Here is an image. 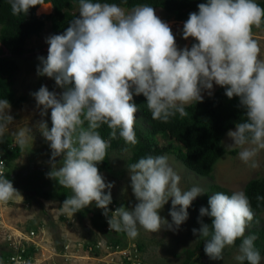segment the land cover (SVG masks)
<instances>
[{
    "label": "clouds",
    "instance_id": "9594fccd",
    "mask_svg": "<svg viewBox=\"0 0 264 264\" xmlns=\"http://www.w3.org/2000/svg\"><path fill=\"white\" fill-rule=\"evenodd\" d=\"M8 2L13 15H27L36 5L51 6L46 0ZM197 8L183 23V38L195 40L190 48L177 47L169 24L152 6L141 4L125 11L116 3L100 0H78L79 15L63 33L46 39L47 55L37 57V74L54 79L65 90L58 98L42 85L31 95L41 116L51 110V127L44 120L35 127L51 150L48 178L71 191L62 202L63 213L73 216L94 204L103 210L110 230L135 239L141 228L150 233L162 228L178 230L188 219L193 200L205 193L195 185L182 189L181 177L166 155H148L128 165L137 203L129 208L115 201L120 207L109 210L114 182H106L97 167L106 158L109 142L97 129L106 124L112 138L118 130L125 144L135 146L134 95L142 94L151 117L166 123L177 114L187 116L186 106L202 102V93L211 96L214 84L224 88L229 99L238 97L246 116L227 132L231 142L226 147L239 148L241 162L259 167L256 157L264 150V59L259 57L252 28L264 23V7L256 0H206ZM10 108V102L0 98V143L11 133L24 148L32 128L11 131L14 117ZM57 157L61 159L57 161ZM6 174L0 167V203L20 195ZM170 198L171 222L159 214ZM257 199L264 197L258 195ZM253 215L243 190L230 195L216 192L209 195L207 207L199 209V217L207 216L211 223L198 219L200 227L192 232L207 238L203 250L210 260H221L225 247L242 238L234 259L238 264H260L256 236H245Z\"/></svg>",
    "mask_w": 264,
    "mask_h": 264
},
{
    "label": "rangeland",
    "instance_id": "374dc122",
    "mask_svg": "<svg viewBox=\"0 0 264 264\" xmlns=\"http://www.w3.org/2000/svg\"><path fill=\"white\" fill-rule=\"evenodd\" d=\"M125 11L130 10L125 9ZM154 11L163 22L169 24L177 47L183 48L187 46L190 48L195 40L192 37L183 38V22L166 19V13L161 9H155ZM252 34L260 48L259 57L264 59V28L257 29ZM49 36L50 22H46L39 35L27 40L26 48L28 52L14 58L18 67L13 76L14 94L16 98L22 96L25 100L19 108H10V114L14 117L10 130L14 131L16 127L28 126L32 128L33 132L29 140L32 139L35 143L34 147H32L35 149L26 145L28 148L25 149L27 154L23 153L21 147L13 142L14 137L11 133L6 135L3 143H0V152H2L1 146L7 143L17 146L21 150L16 163H14V160L9 165L8 173L6 174L7 178L12 181L13 187L19 190L33 186L46 190L57 189L59 187L56 181L47 176V173L50 171L48 161L51 150L48 147V143L35 127L41 120L46 121L49 128L51 127V110H47V113L41 116L40 108L36 106V101L31 95L42 85L46 86L49 91H55L58 98L65 90V88L58 87L54 79L37 74V68L40 66V61L37 57H46L49 47L46 39ZM0 57H11L8 51L1 45ZM217 88L218 85L214 84L212 94ZM202 95L203 97H208L206 93H202ZM134 125L144 131L143 134L145 136H148L145 124L140 125L136 122ZM155 140L159 147H164L169 143V140L165 137L157 136ZM230 142V138L226 133L222 141V146L226 152L215 163L209 177L200 176L188 169L174 153L164 154L169 158V164L180 175V187L182 189L187 190L195 185L203 188L205 193L193 200L187 209L189 214L188 219L178 230L173 231L162 228L159 232L150 233L141 228L140 234L135 239L129 238L124 232L116 233L118 235L112 237L113 239L118 238L120 240L118 248L123 250L126 255L131 256L134 250H136L137 258L136 262H134L135 264H184L186 252L194 250L198 241V235H194L192 232L193 228L198 229L194 222L195 211L192 208V204L196 202L203 205V200L207 193L212 195L216 192H227L230 195L233 191H244L248 181L264 176V150H261L256 157L259 167L251 168L238 158L239 148L232 149L236 150L235 154H229V151L232 150H229L226 145ZM174 146H176V149L179 148L178 145L174 144ZM131 152L129 149L115 148L106 157L108 162L107 167H105L103 161L97 165L98 171L102 174L105 181L114 182L111 189L112 200L117 201L120 206L129 208L134 207L137 203L130 187L128 165H130ZM31 158L35 161L33 164H30ZM60 159L61 157L56 158L57 161ZM31 166L33 167L32 170H30ZM214 187H217L219 190L216 191ZM28 200L24 196L17 195L7 203H0V261L3 264H13L10 258L18 253V251L9 248L10 242L8 238L13 242L17 239L15 237L17 236L16 234L19 232L28 233L29 231H33L35 235L30 238L29 248L25 252L34 250H32V253L27 258L26 253L23 254L27 260L26 264H125L121 256L119 257V253H108L102 244L98 252L87 249V246L96 240L102 243L104 234L106 237L112 235L108 234L104 228V233L101 234L100 231L94 227L92 228L91 225L90 229H86L83 225V220H79L75 228L70 227L69 225L73 222L69 218L62 216L63 214H58L56 208H54L55 213L53 212V214L50 210L53 207L49 208L50 205H48L49 211H47L45 210L47 205L43 207L36 199L34 200L37 203L32 200H29L30 203H28ZM89 207L92 210H89L91 212L87 216V221H90V218L93 219L99 212V209L94 204H90ZM170 207L171 198L159 212L169 222H171L169 215ZM40 208L43 209L42 212ZM259 218L258 223H255L254 220L249 222L245 229V236L264 227V213L260 214ZM71 232L75 233V235L73 234L74 237L70 234ZM112 238L109 237L110 240H113ZM262 244L264 245V240ZM238 254L239 245L234 244L225 247L221 260H211L209 263H205L203 260L199 261V258L195 256L194 261L197 263L201 262V264H238L234 259ZM260 264H264V256H262Z\"/></svg>",
    "mask_w": 264,
    "mask_h": 264
},
{
    "label": "trees",
    "instance_id": "16d2710c",
    "mask_svg": "<svg viewBox=\"0 0 264 264\" xmlns=\"http://www.w3.org/2000/svg\"><path fill=\"white\" fill-rule=\"evenodd\" d=\"M46 2L52 4V14L37 17L35 11L40 5L30 8L27 15H13L8 0H0V45L11 55L8 58L0 57V98L7 99L11 107L19 108L25 100L22 96L15 97L13 76L18 68L14 58L28 52L26 48L27 40L32 36L39 35L46 22H50V36L61 34L69 26V22L79 15L78 0H46ZM100 2L116 3L126 10H131L137 5L147 4L152 6L154 10H163L166 13V19L184 23L188 19L189 13L197 12V5L206 2V0H100ZM256 2L261 7H264V0H256ZM262 28H264V23L259 28L253 26L252 33ZM133 102L137 105V112L134 113L135 123L145 124L148 136H145L143 134L144 131L134 125L138 143L135 146L127 145L119 137L118 130L116 138H112L110 136L111 129L106 124H102L97 131L103 139L109 142L107 155L115 148L129 149L132 151L130 158V164H132L137 162L139 158L148 155L157 156L174 153L188 169L200 176L209 177L211 175L213 166L226 152L222 146L224 136L230 129L235 128L236 122H243L246 119L244 110L239 106L238 97L234 96L229 99L224 94V88L220 86L211 96L204 97L202 102L186 106L187 116L181 118L177 114L166 123L154 120L151 117L150 110L146 105V98L142 94L134 95ZM84 127H87V121H85ZM157 136L167 138L169 143L164 147H159L155 140ZM174 144L178 145L179 148L176 149ZM8 145L9 143L1 146V153L7 167L18 158L21 152L19 147L14 146L11 148ZM235 153L236 150L229 151V154ZM103 164L105 167L108 166L107 158H105ZM214 189L216 191L219 190L217 187H214ZM17 190L20 196H24L27 199L40 198L55 200L60 203L71 195L70 189L63 188L60 185L57 189L51 190L41 189L38 186ZM244 192L249 199L251 210L254 214L253 220L258 223L260 220L259 215L264 213V199H257L258 195L264 197V176L248 181ZM223 193L227 194V192ZM209 195V193L205 195L203 205L196 202L192 204V208L195 211L194 222L198 229L200 227L198 219L204 223H211V218L207 216L199 217V209L201 206L207 207ZM38 205L40 206V204ZM40 210L41 212L43 211L41 208ZM90 212L87 209H81L74 215L79 221L86 218ZM104 218L105 216L102 214L101 209L93 219L90 218L92 228L94 227L100 231V234L104 233ZM118 234H115V236ZM252 234L256 236L255 247L260 251L261 256H264V245L262 244L264 227L259 231H253ZM108 236L114 237V235ZM103 237L108 242L110 241L109 243L113 246L120 243L118 238L110 240L105 234ZM206 239L203 236H198L194 250L186 252L184 264H201V262L197 263L194 261L195 256L199 258V261L203 260L205 263L211 261L203 250ZM241 240L242 238H237L234 244L240 245ZM32 250L27 251L26 257L32 253ZM244 264H247V261Z\"/></svg>",
    "mask_w": 264,
    "mask_h": 264
},
{
    "label": "built area",
    "instance_id": "2783aa9c",
    "mask_svg": "<svg viewBox=\"0 0 264 264\" xmlns=\"http://www.w3.org/2000/svg\"><path fill=\"white\" fill-rule=\"evenodd\" d=\"M0 167H2L4 174H6L7 172V166L5 163V159L2 155V153L0 152ZM120 207L119 204L115 201H112V203L110 205H108V208L110 211H115L116 208ZM101 211L103 212V210L101 209ZM111 215V213H110ZM104 225H105V230L108 234H112L115 235L116 232L114 230H110L108 222H107V217L104 218ZM20 233V235H19ZM18 234H16L17 239H15L13 242H11V240L8 238L9 243V248L18 251V253L16 255H14L13 257L10 258V261L13 264H26L27 260L24 257L23 254H25L26 250L29 248V240L31 237H34L35 233L33 231H29L28 233H22L19 232ZM104 240L101 242H98V240H96L93 244H90L87 246V249L89 251L93 250V251H97L100 247V245L102 244L106 250L108 251V253H119V257L121 256V258L123 259V262L125 264H135L134 262H136V258H137V254H136V250H134V253L129 256L126 255L124 253L123 250L118 248V245L113 246L112 244H110L107 239L103 238Z\"/></svg>",
    "mask_w": 264,
    "mask_h": 264
},
{
    "label": "crops",
    "instance_id": "0c3cea01",
    "mask_svg": "<svg viewBox=\"0 0 264 264\" xmlns=\"http://www.w3.org/2000/svg\"><path fill=\"white\" fill-rule=\"evenodd\" d=\"M33 37V36H32ZM13 142H15L14 140H13ZM34 142L32 141V139L31 140H29L28 141V143H27V146H30V148H32V147H34ZM27 146H25L24 148H21L22 150H23V153H25V154H27V151H25V149H28L27 148ZM32 149H35V148H32ZM33 154H34V152H33ZM16 161H17V159L14 161V163H16ZM35 161H34V159L33 158H31L30 159V164L32 163H34ZM32 166H31V168H30V170H32ZM36 199V201L37 202H39V203H41V205H43V207H45L44 205H47L45 208V210H47V211H49V208H51V207H53L52 209H50L51 211H52V213L54 212L55 213V209L54 208H56V211L58 212V214L59 213H61V214H63L62 216H64V217H66V218H69L70 220H71V222H73L72 224H68L70 227H76V223L78 222V219H77V217L73 214V216H69V215H67V214H65V213H63L62 212V210H61V205H62V203H60L59 201H55V200H44V199H40V198H35ZM29 200H32V201H34L35 203H37L34 199H29ZM29 200H28V203H30L29 202ZM39 200V201H38ZM48 205H50V207L48 208ZM84 209H87V210H92V209H90V207L89 206H87V207H85ZM99 210H100V208H98ZM53 213V214H54ZM60 214V215H61ZM87 218L88 217H86V218H84L83 219V225L86 227V229H90L91 228V223H89L90 221H87ZM89 220V219H88ZM87 221V222H86ZM87 225V226H86ZM40 228H43V227H41V226H39ZM65 229V228H64ZM94 230V229H93ZM70 234H72V237H74L73 236V234L75 235V233L74 232H71Z\"/></svg>",
    "mask_w": 264,
    "mask_h": 264
},
{
    "label": "water",
    "instance_id": "95a60500",
    "mask_svg": "<svg viewBox=\"0 0 264 264\" xmlns=\"http://www.w3.org/2000/svg\"><path fill=\"white\" fill-rule=\"evenodd\" d=\"M50 4H51V3H50ZM52 12H53L52 4H51L50 7L46 8V9H45L43 6L40 5V6L36 9V11H35V15H36L37 17H40V16H49V15L52 14Z\"/></svg>",
    "mask_w": 264,
    "mask_h": 264
}]
</instances>
